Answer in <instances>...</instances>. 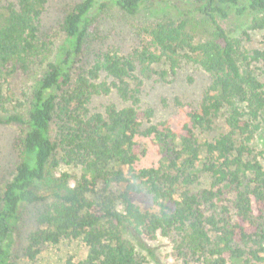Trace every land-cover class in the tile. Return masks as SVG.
<instances>
[{
  "label": "trees",
  "instance_id": "1",
  "mask_svg": "<svg viewBox=\"0 0 264 264\" xmlns=\"http://www.w3.org/2000/svg\"><path fill=\"white\" fill-rule=\"evenodd\" d=\"M142 1L74 3L61 18L63 40L49 60L53 43L40 36L46 0H0V124L21 129V160L0 192V264H13L30 207L36 211L23 249L28 260L44 245L79 239L86 257L66 264H144L122 236L127 230L136 242H169L171 257L183 263L264 264V169L252 146L264 81L250 69L259 63L264 73V50L242 51L219 22L250 18L246 31L263 29L264 0H153L149 8L171 7L176 16L143 28L149 46L129 56L98 53L83 65L95 10L113 4L135 15ZM194 17L208 27L199 41L190 27ZM181 58L208 77L201 100L184 106L178 130L151 124L152 109H140L137 73L149 76L156 64L174 72ZM13 78L25 82L21 102ZM112 92L120 104L91 111L95 97ZM218 124L219 133L201 137ZM143 139L158 160L138 168ZM131 195L149 197L157 211H142Z\"/></svg>",
  "mask_w": 264,
  "mask_h": 264
},
{
  "label": "rangeland",
  "instance_id": "2",
  "mask_svg": "<svg viewBox=\"0 0 264 264\" xmlns=\"http://www.w3.org/2000/svg\"><path fill=\"white\" fill-rule=\"evenodd\" d=\"M79 1L81 0H46L40 36L43 41L53 43L50 46L49 60H53L56 49L63 40V35L59 32V23L64 12ZM152 1L143 0L140 11L135 15H127L113 4L96 9L87 27V50L82 58L83 65H89L98 53L114 52L118 55L129 56L134 51L149 46L145 34L142 33L143 28L162 17L172 19L171 17L176 16L175 10L171 7L157 9L155 5L149 8L148 5L153 4ZM176 1L191 3L193 0ZM201 19L199 17L191 19L190 27L194 28L191 30L195 41L202 40L207 35L208 27L200 23ZM219 22L232 37L240 40L239 47L242 51L264 50V28L246 31L250 24V18L248 20L236 19L230 16L228 19H219ZM244 31L247 35L242 34ZM243 64L247 65L244 62ZM250 69L260 81H264L261 64H251ZM137 75L142 80L140 109H152L151 124L167 123L174 130H178L185 122L184 106H197L208 84V77L201 68L184 58L180 59L174 72L167 65L156 64L152 66L149 76L138 73ZM100 81L109 83L111 79L102 76ZM10 83L17 100L23 101L21 91L25 88L24 80L13 78ZM112 102L120 104L113 92L108 96H97L92 100L91 111L101 112ZM17 111L22 113L21 109H17ZM258 124L259 129L255 133L252 146L258 153L264 169V112L260 114ZM219 131H221V127L218 124L213 131L201 137L210 138ZM20 136L19 126L0 124V192L21 160L17 144ZM139 153L138 168L156 164L158 156L156 148L150 140L143 139L140 142ZM202 184H206V179H203ZM131 199L142 211H157V207L145 195H131ZM35 211L36 208L33 207L23 211L16 234V247L12 253L13 264H66L68 260L77 263L86 257L88 248L81 240L76 239L62 240L56 245H44L34 260H28L23 254V249L26 246L27 235L35 230L33 223ZM122 236L135 245L144 264H200L194 261L183 263L181 260H174L170 254L171 244L165 240L136 242L127 230H122Z\"/></svg>",
  "mask_w": 264,
  "mask_h": 264
}]
</instances>
